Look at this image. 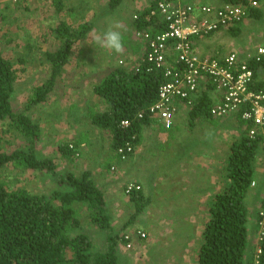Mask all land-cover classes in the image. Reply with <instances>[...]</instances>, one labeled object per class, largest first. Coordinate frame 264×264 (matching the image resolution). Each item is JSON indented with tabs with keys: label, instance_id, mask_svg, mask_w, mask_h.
<instances>
[{
	"label": "trees",
	"instance_id": "trees-1",
	"mask_svg": "<svg viewBox=\"0 0 264 264\" xmlns=\"http://www.w3.org/2000/svg\"><path fill=\"white\" fill-rule=\"evenodd\" d=\"M121 1L110 0L108 9L114 10ZM224 1V4L247 2ZM54 3L59 20L56 21L53 33L59 46L55 50L44 52L49 66V77L43 83L30 88V96L23 111L14 109L12 104L18 93L15 63L0 49V124L7 121L8 131L19 133L25 144L27 143L25 149L11 153L0 151V169L14 163L22 170L46 171L59 187L50 193L40 194L27 189L11 190L0 179V264H130L128 259H124L128 256L123 255L120 246L124 234L130 230L129 226L138 214L143 213L149 202L144 198L142 190L134 191L130 196L135 207L134 216L115 225L105 192L94 180L90 170H84L79 175L61 172L53 158L38 156L36 144L42 133L41 118L31 116L28 110L32 111L37 105L42 108L48 101L65 65L71 61L76 44L87 38L96 24L94 20L81 22L78 18H74L75 21H80L77 24L67 22L62 17V0H55ZM3 10L0 5L1 24L7 16ZM253 10L257 13L254 16L261 12L258 7ZM239 23L241 21L237 24ZM134 25L136 29L148 31L152 35L165 29L164 17L151 15V10L139 14ZM236 25L228 29V33H236ZM1 30L0 26V33ZM197 39L192 38L191 43L201 57H214L227 52L223 49L214 50L213 53H209L207 49L202 51L198 46L203 44H198ZM124 43H128L127 40ZM146 54L143 51L137 61L142 62L140 71L123 66L113 68L101 83L94 86L93 93L106 103V109L93 111L89 116L90 125L93 132L98 128L110 134L114 148L124 145L134 133L137 134L136 145L139 143L143 126H149L151 121L147 116L138 119L137 114L156 101L159 86L166 81L164 70L151 66L145 58ZM252 64L256 72L263 65ZM263 85L264 83H257L256 86ZM212 90L214 89L211 87L202 90L197 104L189 112V128H194L196 119L211 117V108L221 100L219 92H216V99L211 95ZM71 115L72 113L69 121L73 118ZM230 118L226 117L228 120ZM123 120H131V127L122 128L120 124ZM242 128H239L241 135L231 148L228 182L210 201L211 217L203 232L199 264H254L255 246L249 232L248 220L251 213L248 199L251 183L256 178V160L261 146L257 138L249 137L246 129ZM91 134L94 133L87 131L84 137H90ZM67 143L59 145L64 156H75L79 153L78 143L74 142L76 149L70 148ZM82 206L87 207V218L104 237L100 249L95 248L94 241L83 224L80 213ZM69 251L70 257L67 255ZM259 263L264 264V242Z\"/></svg>",
	"mask_w": 264,
	"mask_h": 264
},
{
	"label": "crops",
	"instance_id": "crops-1",
	"mask_svg": "<svg viewBox=\"0 0 264 264\" xmlns=\"http://www.w3.org/2000/svg\"><path fill=\"white\" fill-rule=\"evenodd\" d=\"M0 1L11 3V0ZM138 1H141L142 6H145V3H151L152 0H122L112 10V13L109 14L113 15L117 13L119 15L120 23L123 22L121 23L122 30H128L131 28V25L133 29L135 28L131 17L136 13V2ZM184 1L186 3L199 2L217 7L222 6L225 2L224 0ZM64 2H69V5L62 13V17L67 22L73 23L74 18L80 20L84 18L82 17L83 14L88 15L87 11H82L83 7L79 9L80 6L78 5L77 7L72 0H64ZM85 2L87 1L85 0ZM258 9L261 12L257 16H254L257 14L255 13L256 9L252 10L241 23L236 25V33H228V30L213 32L205 36V38L202 37L203 40L197 39L198 44H203L199 45L198 48L202 51L207 49L209 53H213L214 50L218 51V49L230 51V49L237 48L243 51L242 49L253 46V43L264 45V3ZM252 13L254 14L252 15ZM87 15H85L84 21L89 20V16L87 17ZM95 28L93 30L96 31L97 28ZM88 36L77 43L79 45L78 53L80 52V56H78L79 59L75 63L76 67L87 63L85 61L87 54L89 56L93 54V57L98 55L96 53V48L98 47L91 44L92 42L88 39ZM132 39L136 42H132ZM131 40H127L129 44L124 43L122 54L110 52L113 54H111L112 57L109 60L113 62L114 66L118 65V59L121 57H131V60L137 62L142 56L144 51L142 42L136 40L134 37ZM90 49H92V52L88 53ZM40 58L41 56L35 57L47 69L45 73L49 77V66L46 61H42L44 60L43 58L42 60ZM101 58L102 56H99L97 59L100 60ZM35 61L34 63H36ZM70 64H74V62L69 61L65 65L64 72L58 78L59 82H57L55 91L48 101L42 108H40V105L35 107V114H38V116L35 115L34 117L41 118L42 133L40 140H47L45 144H49L51 142V132L49 130L58 133L60 131L58 127L60 124H63V122H59L62 121L60 116L63 119H67L68 125H65V127L74 136L73 141L79 144L78 151L80 157L85 161L87 169L92 172L94 180L105 192L108 206L113 213V223L115 225L121 224V222L128 221L134 216L135 207L130 199L131 197L124 193V186L126 183L136 182L141 186L140 191L142 190L144 198H147L149 202L146 204L143 213L138 214L131 225H135L136 228L145 229L144 226L148 224L147 220L151 221L150 218H147L150 210L157 209L159 212L158 229L162 231V244L157 245L154 249H158V257H155L154 252H152L150 253L151 256L148 255L146 259L151 264H199V251L204 241L203 232L211 217L209 213L211 198L215 193L222 191L228 182L227 173L233 145V143H230L228 132H232L233 134L239 132L240 134L238 135L240 136L241 132L238 130L241 127H243L242 129H247L246 122L242 121L238 116L231 117L230 120L214 117L196 119L195 126L192 129L198 130L200 127V130H203L204 133L210 131L212 135L205 138L204 150L199 153L195 151L187 153L189 149L193 150V148L187 145L184 142L185 139L179 137L178 133H176L177 130H175L179 126H188L187 118L191 110L188 112L183 111L176 116L174 125L170 130H166L162 124L156 122H150L149 126H143L135 153L130 155L126 160H121L116 154V148L112 146V136L108 133L104 134L106 132L104 130L95 129V135L99 136V139L96 141L98 150L88 148L91 143V137H84L87 130L83 131L81 129L82 118L85 116L89 118L93 111H104L106 103L93 93L94 86L96 85L93 82L90 89L92 90L94 99H92L93 103L88 106L90 102H87V98L82 96L83 89L81 88L83 86L79 83H74L68 77L69 75L71 77L74 74L77 75L69 67ZM259 68L255 78L257 83L263 84L264 64ZM108 74L103 69L93 66L87 78L94 81V78L98 76L99 81H97L101 83ZM82 77L85 78L84 75H77L74 80L81 82ZM63 82H69L72 84V87H75L78 93L77 97L81 93V97L77 98L79 101L76 100L69 106L64 105L63 92L65 90ZM85 83L88 84L89 81ZM210 92L216 99V91L212 90ZM97 99L99 100L97 101ZM42 112L44 113L41 114ZM39 113L41 116H39ZM70 113H72L71 116L73 117L71 121H69ZM50 115L52 116L49 117ZM225 137L226 139H224ZM200 141L201 138L197 136L194 138L193 144L199 145ZM260 155H262V158H257L256 160L257 170L255 174L256 178L254 179L256 187L251 188L248 199L251 213L248 220L250 224L249 232L251 233V238L254 240V246L257 238L256 210L260 208V203L264 199V189L260 195L261 188H264V151L261 149ZM111 165H115L117 169L113 179H110L108 176V169ZM183 225H187V227ZM120 247L121 250L126 251L122 245Z\"/></svg>",
	"mask_w": 264,
	"mask_h": 264
},
{
	"label": "built area",
	"instance_id": "built-area-1",
	"mask_svg": "<svg viewBox=\"0 0 264 264\" xmlns=\"http://www.w3.org/2000/svg\"><path fill=\"white\" fill-rule=\"evenodd\" d=\"M11 1L26 4L29 0ZM262 3L264 0H247L244 4L226 3L217 7L198 2L186 3L184 0H155L156 12L152 10L151 15H162L165 29L153 35L148 31L136 30L135 36L143 43L147 62L163 69L166 81L159 86L156 101L147 106L145 111L138 112L137 118L147 116L151 122L162 124L166 130H170L176 116L192 110L202 90L211 87L221 94V100L211 108V115L222 118L240 113L247 124L249 137L257 138L264 151V85L256 86V71L252 64L264 63V45H253L249 51L233 48L224 55L201 57L191 40L230 29ZM137 17L134 16L135 19ZM131 59L121 57L118 65L140 71L142 62L134 63ZM131 125V120H123L120 124L124 129ZM136 138L137 134L134 133L124 145L116 148L121 160L135 153ZM116 170L115 165L108 169L110 179H113ZM251 187H256L255 180ZM140 189L141 186L136 182H129L124 187V193L131 196ZM146 237L145 231L130 229L124 234L121 245L130 251L136 238ZM263 242L264 199L259 208L254 264H260Z\"/></svg>",
	"mask_w": 264,
	"mask_h": 264
},
{
	"label": "rangeland",
	"instance_id": "rangeland-1",
	"mask_svg": "<svg viewBox=\"0 0 264 264\" xmlns=\"http://www.w3.org/2000/svg\"><path fill=\"white\" fill-rule=\"evenodd\" d=\"M72 1L74 4L77 5V7L78 5L80 6L79 9L83 7V12H88V15L83 14L82 17L85 18V15H87V17L89 16L88 21H95V27L97 28H95L96 32L103 31L110 24L116 21L120 22V17L119 15H117V13L109 15L112 13V10L108 9L110 0H86L87 2H85V0ZM54 2L55 0H29L26 4L15 5L11 4L10 2L6 3V1H0L1 7L4 8L3 12L7 15L5 21H2V24L0 23L2 29L0 33V49L6 57L10 58L15 63V67L18 72V93L16 95V98L13 100L12 104L14 109H17L19 111H23L26 109L25 106L28 101V97L30 96V88H32L36 83H43L48 78V74L45 73V70L47 69H45L44 66L39 61H37L39 59L36 60L35 57L41 56L40 59L42 60L43 58L44 60L42 61H45L44 52L48 50H55L57 46H59V43L54 37L53 33L55 22L59 20V18H57V16L59 15L56 12V6ZM62 3L64 4L62 10L63 13L64 9L67 8V6L69 5V2H64V0H62ZM84 18H81L80 21H84ZM132 20L134 21L133 18ZM80 21L74 20L73 24H77ZM133 23L134 22H132V24ZM131 28H129L128 30H123L124 40H131V38L134 37L135 30ZM5 33L6 37L3 38V35ZM198 39L203 40L202 38ZM131 41L136 42L134 39H132ZM253 44L258 45L255 43ZM78 46L79 45L76 44V47L74 48V51L72 53L71 61H73L74 64H70L69 67L71 68V70H74L77 75H84L85 78L82 77V81L78 82L74 80L77 76L76 74H74L73 77H71L70 75L68 77L71 78L74 83H79L83 86V88H81L83 89L82 96H84V98H87V102H90V104H88L89 106L93 103L92 99H94V95L92 94V90L90 89L91 84L93 82H95V84L99 83L98 76L94 78V81L93 79L87 78L88 74L91 73L93 66H96V68L103 69L105 73L108 74L112 68H118L119 65L114 66L113 62L110 61L112 57L111 54L113 53L100 49L97 46L98 48H96V53L98 55L93 57V54L90 56L87 54V59H85L87 63L81 65L80 67H76L75 63L79 59L78 56H80V52L78 53ZM251 47L242 50L249 51L251 50ZM91 52L92 49L88 50V53ZM99 56H102L100 60L97 59ZM34 61L36 63H34ZM87 81H89L88 84L85 83ZM63 88L65 90L63 92L64 105L69 106L70 104H73V102H75L76 100L79 101V99L77 98L81 97V93H79L77 97V90L74 86L72 87L71 83L65 82ZM98 100L99 99H97V101ZM28 113H31V116L34 117L36 115L35 108L32 111L28 110ZM43 113L44 112H42L41 114ZM36 116H38V114ZM39 116H41L40 113ZM51 116L52 115H50L49 117ZM60 119L62 121L59 122H63V124H60V126L58 127L60 131L58 130L59 132L57 133L55 131L49 130L51 132V142L49 144H45L47 140H38L36 144L38 156L53 158V162L57 165V169L61 172H71L73 174L79 175L84 170H87L85 161L82 159V157H80V154L79 156H64L61 153V150L59 149V145H62L63 143L68 142L69 144H74V136H72L70 130L65 127V125H68V120L65 118L63 119L61 116ZM82 120L83 122L81 129L83 131L87 130L92 131V133H94L90 136L91 143L89 144L88 148L92 150H98V145H96V141L99 139V136L97 134L95 135V131L93 132V128L90 125V119L85 116L84 118H82ZM0 125V151L11 153L12 151L26 148L27 143L25 144V141L22 139L19 133L8 131L9 127L7 121H5V123H1ZM175 130H177L176 133H178V136L185 139L184 142H186L187 145H190V147L193 148V150L189 149L187 153H193L194 151L199 153L200 151L205 149L203 146L205 143V138L207 136L205 135L203 130H200V127L198 128V130H196L191 129L189 128V126L186 125L185 127H176ZM236 133L233 134L232 132H228V134L230 135V143L234 144L233 141H236V139L238 138L237 136H239L238 134L240 133ZM104 134L107 133L104 132ZM197 136L201 138V141L200 143H198L199 145H194L193 140ZM224 139H226V137ZM77 147H79V145ZM258 158L261 159L262 155H259ZM0 179L4 180L11 190L27 189L31 192L46 194L50 193L52 190L59 188L54 178L46 171L30 169L22 170L21 167L16 166L14 163L13 165L12 163H10L7 165L6 168L0 169ZM263 189L264 188L262 187L260 195L263 192ZM257 212L258 208L256 210V213ZM80 213L83 220V224L94 241L95 248L100 249L102 243L104 242V237L102 233H100L99 229L94 224H92L87 218L88 211L86 206H82L80 208ZM158 213L159 212L157 209L150 210L147 218H150L151 221L147 220L148 224L146 226L142 225L145 227V229L140 228L142 231H145L147 233V237L145 239L136 238V244L134 245L133 249H131L130 251H123V255L128 256L127 259L130 264H151L150 261L146 258L148 255L151 256L150 253L152 252H154L155 257H158V249H156L157 251L154 250L157 245L162 244V231L161 229L159 231L157 222ZM131 226H129V228H136L135 225ZM183 226L187 227V225ZM67 255L70 257L71 252L69 251Z\"/></svg>",
	"mask_w": 264,
	"mask_h": 264
},
{
	"label": "clouds",
	"instance_id": "clouds-1",
	"mask_svg": "<svg viewBox=\"0 0 264 264\" xmlns=\"http://www.w3.org/2000/svg\"><path fill=\"white\" fill-rule=\"evenodd\" d=\"M155 5H156L155 0H152L151 3H148V4L145 3V6H142L141 1L136 2V13L134 15H132V18L135 21V18H134L135 15H139V14L142 15L144 12H147L149 10H151V11L154 10L156 12V10H155L156 6ZM134 30L136 31V30H140V29L134 28ZM135 31H134V38L136 40H138L135 36ZM88 39L92 42L91 44H94L96 47L98 46L100 49H103L107 52H114L116 54H122L124 51L123 30H122V24L119 21H116V22L110 24L106 29H104L101 32H96L95 30L91 31L89 36H88ZM119 67H120V65H119ZM231 116H236V117L239 116L241 118V120L244 121L242 119L240 113L230 115V116H225L222 118L231 117ZM211 117H213V116L211 115ZM214 118H218V117H214ZM205 135L210 137L212 135V133L209 131V132H206ZM71 145H72V147H71ZM69 147L76 149V146L72 143L69 144ZM77 154L76 155L79 156V153H77ZM257 213H258V215H257V230H258L259 208H258ZM255 250H256V248L254 249V254H255Z\"/></svg>",
	"mask_w": 264,
	"mask_h": 264
}]
</instances>
